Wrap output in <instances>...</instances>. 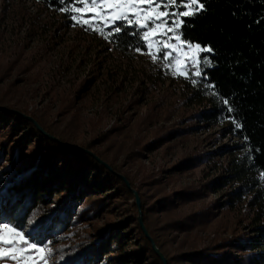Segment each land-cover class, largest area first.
<instances>
[{
    "label": "trees",
    "instance_id": "trees-1",
    "mask_svg": "<svg viewBox=\"0 0 264 264\" xmlns=\"http://www.w3.org/2000/svg\"><path fill=\"white\" fill-rule=\"evenodd\" d=\"M33 1L56 10L79 4L78 0ZM198 2L203 8L182 16L177 31L181 40L213 50L200 52V59L206 58L211 66H204L207 79H200L190 93L189 100L200 107L189 132L217 128L219 139L229 142L158 169L159 178L146 174L144 178L157 187L174 174L205 164L212 170L206 183L151 197L152 190L137 186L115 158H107L98 148L115 135L122 143L136 144L131 125H113L92 139H74L44 124L36 113L6 105L0 98V106L31 117L0 108V223L22 230L35 243L60 244L59 264H164L152 242L167 264H264V0ZM113 26L122 31L114 32ZM107 29L109 44L123 57L137 48L146 50L144 29L136 23L120 20ZM225 99L233 112L227 111ZM35 123L59 141L47 137ZM158 143L140 147L152 152ZM206 193L218 195L207 207L188 210ZM241 207L247 217L234 236L188 246L193 232L204 230L223 211ZM139 212L152 241L140 227ZM37 219L41 225L33 228L31 221ZM92 221L95 230L84 235L82 228ZM156 221L171 232L170 240L156 235ZM78 229L83 233L77 237ZM70 237L76 238L74 243L61 244Z\"/></svg>",
    "mask_w": 264,
    "mask_h": 264
},
{
    "label": "rangeland",
    "instance_id": "rangeland-1",
    "mask_svg": "<svg viewBox=\"0 0 264 264\" xmlns=\"http://www.w3.org/2000/svg\"><path fill=\"white\" fill-rule=\"evenodd\" d=\"M78 2L67 10H56L33 0H0V98L5 99L6 105L36 113L44 124L53 125L74 139H92L113 125H131L130 135L136 144L122 143L115 135L98 148L107 158H115L120 169L135 178L137 186H144L147 192L152 190L151 197L163 196L170 189L196 188L206 183L212 170L205 164L174 174L157 187L148 181L160 168L229 142L227 138L219 139L217 128L189 132L194 123L192 116L200 107L189 100L190 93L198 87V83L192 82L198 80L192 75L195 71L192 65L200 59L202 48L177 39L179 27L174 32L168 31L174 19L180 25L182 16L178 19L160 16L162 11L192 13L200 9V3ZM149 18L154 21L150 31L142 27ZM165 18L168 24L155 27ZM120 20L136 23L147 32L146 50L123 57L113 49L107 39V28ZM167 37L172 39L165 44ZM160 49L170 55L154 61L152 56H161ZM75 125H80L79 129ZM154 140L159 141L156 150L145 152L140 147ZM217 195L206 193L202 201L188 210L207 207ZM246 217L244 207L223 211L204 230L193 232L187 244L220 243L238 233ZM0 225H7L0 227V236L10 241H0V249L4 250L0 264H59L60 244L48 240L36 243V249H29L25 237L20 235L24 233L22 230L8 223ZM95 225L96 221H92L82 228L84 235L95 230ZM155 227L157 236L171 239V232L160 221L155 222ZM12 228L16 231H11ZM82 230L78 229L75 235L83 233ZM26 239L35 243L29 237ZM75 240L70 237L61 244H72Z\"/></svg>",
    "mask_w": 264,
    "mask_h": 264
},
{
    "label": "snow or ice",
    "instance_id": "snow-or-ice-1",
    "mask_svg": "<svg viewBox=\"0 0 264 264\" xmlns=\"http://www.w3.org/2000/svg\"><path fill=\"white\" fill-rule=\"evenodd\" d=\"M139 2H141V3H144V2L151 3L152 0H139ZM171 2L173 4H177V3H179V0H171ZM197 2H198V0H191V3L192 4H195ZM92 3L95 4L96 3V0H92ZM157 6H159V5H157ZM165 7H166V5H165ZM200 8L201 9L203 8V5L202 4L200 5ZM189 14H190L189 12H179L177 14L175 12H173V13H167V12H163L162 11L160 13V16L161 17H169L170 16V17H175V18L178 19L179 16H188ZM73 19H76V17H73ZM168 22L169 21H168L167 18L162 19L161 22H160V24H155V27H160L161 24H168ZM129 23H131V22H129ZM181 23H182V21H181ZM153 25H154V21H152L151 18H149V21L146 22L144 25H142V27L145 28V29H148L150 31L152 29ZM178 27H179V25L175 23V19H174L172 25L168 28V31L169 32H174L175 29L178 28ZM112 30L114 32H116V33L122 31L121 28L115 27V26H113ZM136 34L139 35L140 33L137 32ZM144 35L146 36L147 35V32H145ZM176 38L179 39L180 38L179 35H177ZM171 39H172V37H167V39L164 41V43L167 44L168 41H170ZM173 47H175V46L173 45ZM188 47H191V45H188ZM197 47H199V45H197ZM136 50L137 51H141V49H139V48H137ZM201 51L202 52H211L213 50L211 48H202ZM160 52H161V56H159V57L157 55H153L152 56V58H153L154 61L157 60V59H167V56L170 55V53L165 52L164 49H160ZM205 65L211 66L210 62L207 61L206 58L198 59L197 62L192 65V68L195 69V71L192 73V75H195L198 78V80L199 79H207L206 74L203 71ZM198 80H193L192 82L193 83H198ZM209 90L214 92L215 91V86L214 85H210ZM223 103L225 105H228L227 111L229 113H231V112L234 111V109L230 106V101L228 99H225L223 101ZM236 126L238 128L240 127L239 124H237ZM245 140H247L246 137H245ZM31 224H32V227L33 228H38L41 225V221L39 219H37V220L31 221ZM0 227H7V225H0ZM10 230L11 231H16L15 228H12ZM20 235H22V236L25 237V243H27L29 249H36L37 248V244L36 243H31V242H29L26 239V237H27V234L26 233H20ZM0 241H2L4 243H10V241L4 240V237L3 236H0ZM44 247H47V245H45ZM3 251H4L3 249H0V255L3 254ZM48 251L50 253L52 250L49 248Z\"/></svg>",
    "mask_w": 264,
    "mask_h": 264
},
{
    "label": "water",
    "instance_id": "water-1",
    "mask_svg": "<svg viewBox=\"0 0 264 264\" xmlns=\"http://www.w3.org/2000/svg\"><path fill=\"white\" fill-rule=\"evenodd\" d=\"M0 108H2V109H6V110L11 111V112H13V113H16V114H18V115H20V116H25L23 113H21V112L18 111V110H15V109H9V108L4 107V106H0ZM25 117L28 118V119H31V117H29V116H25ZM35 125L37 126L38 129H40L42 132H44V131L42 130V128H41L37 123H35ZM44 134H45L47 137H49V138H51V139H53V140L59 141V139H57V138L51 136L50 134H48V133H46V132H44ZM61 144L64 145V146H66V147H70V148H75V149L83 150L81 147L76 146V145H73V144H68V143H64V142H61ZM97 159H98V158H97ZM98 160H99L100 162H102L100 159H98ZM103 164H104L105 166L108 167V164H106V163H104V162H103ZM121 178L124 179L123 176H121ZM127 185H128V183H127ZM133 193H134V195H135V202H136V205H137V207L139 208V207H140L139 197H138L136 191H133ZM138 218H139V223H140V227H141V229H142L143 232L145 233L146 237L149 238V239L151 240V238H150L148 232L146 231V229H145V227H144V225H143L142 218H141V213H140V212H139V214H138ZM151 241H152V240H151ZM152 246H153V249L155 250V252H156V253L158 254V256L161 258L162 262H163L164 264H166V260H165V258H164V256H163V254L158 250V248L154 245L153 242H152Z\"/></svg>",
    "mask_w": 264,
    "mask_h": 264
}]
</instances>
